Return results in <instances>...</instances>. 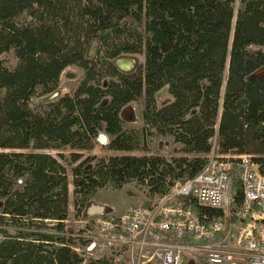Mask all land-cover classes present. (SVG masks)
Masks as SVG:
<instances>
[{
  "label": "trees",
  "instance_id": "16d2710c",
  "mask_svg": "<svg viewBox=\"0 0 264 264\" xmlns=\"http://www.w3.org/2000/svg\"><path fill=\"white\" fill-rule=\"evenodd\" d=\"M125 55L144 59L121 71ZM70 65L79 85L46 99ZM139 99L143 124L128 125ZM102 133L119 154H85ZM154 136L177 154L151 153ZM212 150L249 154L264 174V0H0V264H83L70 183L79 215L108 186L164 194Z\"/></svg>",
  "mask_w": 264,
  "mask_h": 264
},
{
  "label": "built area",
  "instance_id": "2783aa9c",
  "mask_svg": "<svg viewBox=\"0 0 264 264\" xmlns=\"http://www.w3.org/2000/svg\"><path fill=\"white\" fill-rule=\"evenodd\" d=\"M235 181L242 190L240 203ZM101 207L91 213H102ZM79 222L85 223L84 231L71 235L83 264L95 250L112 257L105 264H264V174L250 155L212 150L201 170L175 179L148 205Z\"/></svg>",
  "mask_w": 264,
  "mask_h": 264
},
{
  "label": "rangeland",
  "instance_id": "374dc122",
  "mask_svg": "<svg viewBox=\"0 0 264 264\" xmlns=\"http://www.w3.org/2000/svg\"><path fill=\"white\" fill-rule=\"evenodd\" d=\"M261 49V47H253L252 51L257 52ZM8 58L12 59V55L6 56ZM144 59L143 55H125L122 57H119L117 60H119L120 64L115 61L117 67L123 71L125 70L128 65L132 64V69H134L140 62H142ZM125 68V69H124ZM84 77V71L83 69L78 65H70L65 68L63 73L60 77V85L58 88V91L54 93L52 96L46 99H52L59 95L73 92L76 87L79 85L81 80ZM45 99V100H46ZM169 95L167 93V88L162 89L157 94V103L158 105H162L164 103H167L169 100ZM144 107V100L139 99L137 101H134L127 106H125L121 112V116L126 121L128 125L131 126H142V110ZM106 143V142H104ZM104 143H99L97 147L90 152H85V154H102V155H111L116 154L120 152H111L105 148ZM151 153L154 154H161L166 157H170L172 155H176L175 148H177L179 145L173 142V139L170 137H163V136H154L151 142ZM68 152V151H66ZM135 154H145L143 151H136L133 152ZM71 167H69V178L70 181L72 180V174H71ZM238 182V181H237ZM236 181L235 184V190H239L241 186ZM70 195H69V205H70V211H69V219L66 220V224L68 226L69 231H75L78 232L79 229L84 231L85 229V223L79 222L80 220L85 219L84 217H87L89 220L97 219L98 217H116L121 215L124 210L133 204H142V205H148L149 203L153 202L158 196L157 195H149L147 192L146 187L137 182L133 181L130 183L125 184L121 189H113L112 187L108 186L106 188H103L99 191L98 195L88 204V206L83 210V212L79 215L76 213V209L74 206V186L72 183L69 185ZM92 203V204H91ZM93 205H100L104 206V211L102 213H91L90 211L87 214V208H92ZM90 213V214H89ZM79 220V221H77ZM9 230H13L12 226H8ZM103 254L99 251H93L91 254H89V257L91 259H98V258H107L108 260H111L112 257L109 255H105L104 257H101Z\"/></svg>",
  "mask_w": 264,
  "mask_h": 264
},
{
  "label": "water",
  "instance_id": "95a60500",
  "mask_svg": "<svg viewBox=\"0 0 264 264\" xmlns=\"http://www.w3.org/2000/svg\"><path fill=\"white\" fill-rule=\"evenodd\" d=\"M116 62H118L119 64H120V62H119V60H116ZM132 64H130V65H128V67L125 69V70H123V71H130L131 70V68H132ZM99 140L100 141H102V142H106V140H107V135L106 134H104V133H102V134H100L99 135ZM103 210V207H101V206H94V207H92L91 209H90V212H100V211H102ZM190 264H194L193 262H191Z\"/></svg>",
  "mask_w": 264,
  "mask_h": 264
},
{
  "label": "bare ground",
  "instance_id": "6f19581e",
  "mask_svg": "<svg viewBox=\"0 0 264 264\" xmlns=\"http://www.w3.org/2000/svg\"><path fill=\"white\" fill-rule=\"evenodd\" d=\"M98 141H99V143H104V142H102V141H100L99 140V138H98ZM107 142H108V136H107V140H106ZM106 142V143H107ZM105 144V143H104ZM219 155H239V154H219ZM240 155H243V154H240ZM247 155H249V154H247ZM251 156V155H250ZM252 157V156H251ZM253 159V158H252ZM205 165V164H204ZM236 184H238V182L236 183ZM240 185V184H239ZM92 204V203H91ZM220 212V211H219ZM88 214V213H87ZM90 214V213H89ZM113 217V216H112ZM84 218H86V217H84ZM67 223V222H66ZM84 224V223H83ZM80 230V229H79ZM67 234V233H66ZM68 235H70V234H68ZM73 237V236H72ZM75 241V240H74ZM83 263V262H82Z\"/></svg>",
  "mask_w": 264,
  "mask_h": 264
},
{
  "label": "crops",
  "instance_id": "0c3cea01",
  "mask_svg": "<svg viewBox=\"0 0 264 264\" xmlns=\"http://www.w3.org/2000/svg\"><path fill=\"white\" fill-rule=\"evenodd\" d=\"M167 93H168V92H167ZM168 95H169V98H171V95H170L169 93H168ZM68 219H69V218H68ZM68 219H67V220H68Z\"/></svg>",
  "mask_w": 264,
  "mask_h": 264
}]
</instances>
